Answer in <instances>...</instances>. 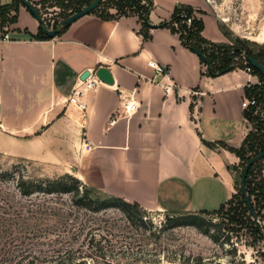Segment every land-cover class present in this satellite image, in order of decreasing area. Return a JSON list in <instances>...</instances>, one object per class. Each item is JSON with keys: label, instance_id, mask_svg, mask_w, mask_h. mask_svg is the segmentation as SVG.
<instances>
[{"label": "crops", "instance_id": "obj_1", "mask_svg": "<svg viewBox=\"0 0 264 264\" xmlns=\"http://www.w3.org/2000/svg\"><path fill=\"white\" fill-rule=\"evenodd\" d=\"M30 1L39 7L42 0ZM153 2L152 25L185 4L202 18L205 39L226 41L207 0ZM39 25L19 4L11 29L0 32V154L71 173L148 211L217 210L232 199L238 188L234 168L242 160L231 148L239 149L256 132L250 113L264 119L262 104L242 106L247 98L257 101L246 92L259 83L249 67L209 76L201 58L170 28H151L144 39L137 15L103 19L89 13L45 40L27 33L36 34ZM152 59L166 67L164 75L155 76L148 66ZM101 66L109 68L113 84L98 78ZM85 70L96 84L85 88L82 110L70 96L86 81ZM130 97L138 109L119 116ZM85 143L92 148L85 150Z\"/></svg>", "mask_w": 264, "mask_h": 264}, {"label": "rangeland", "instance_id": "obj_2", "mask_svg": "<svg viewBox=\"0 0 264 264\" xmlns=\"http://www.w3.org/2000/svg\"><path fill=\"white\" fill-rule=\"evenodd\" d=\"M81 1L65 0L61 5L51 0L37 8L53 29L66 15L74 13ZM103 1L106 7L113 6L110 0ZM207 1L227 38L220 46L207 48L214 64L217 68L226 66L229 52L239 47L242 51L233 52L235 63L250 66L243 49L264 54V0ZM11 6L5 22L0 16L1 33L14 24L11 20L18 5ZM2 11L0 7V14ZM109 12L120 13L116 7H110ZM250 69L258 77L257 85L264 88V76ZM251 95L256 96L259 106L263 103L258 93ZM14 164H20V171L33 178H56L67 173L37 161L0 154L1 169H11ZM263 177V168L258 165L251 175L257 219L241 202L238 190L231 205L206 215L208 220L221 224L218 242L195 226L174 225L171 219L178 216L175 213H139L133 209L130 217L117 206L97 210L77 205L73 194L21 197L12 183H4L0 185L5 192V199H0V264H16L18 254L35 255L36 264H74L75 258L86 254L95 257L97 264H200L198 258H202V264H264V198L258 192ZM234 208H238L237 212ZM237 214L240 222L232 220ZM211 232H217L216 228Z\"/></svg>", "mask_w": 264, "mask_h": 264}, {"label": "trees", "instance_id": "obj_3", "mask_svg": "<svg viewBox=\"0 0 264 264\" xmlns=\"http://www.w3.org/2000/svg\"><path fill=\"white\" fill-rule=\"evenodd\" d=\"M49 1L51 0H42L40 2V6L48 3ZM56 1L57 3L64 5L65 0H56ZM93 1L94 0H82L81 1L82 4L80 3L82 6L78 5V8L75 10V12L82 10V8L89 5ZM110 1L113 6L106 7V2L101 0L99 6L96 7L91 13H97L103 19H117L122 16L137 15L142 21V27L139 30V33L143 35L144 39H148L150 37L151 28H155V27L170 28L172 32L179 34L180 39L182 40V43L186 47L190 48L192 51L195 48L204 54L206 60L202 59L201 57L200 58L202 62L206 65V73L209 76L216 77L236 67L255 68L251 63H250V66H241L240 64L235 63L236 55H234L233 52L235 54H238L240 51H242V49L239 47H234L232 51L229 52V55H228L229 63L226 66L222 68H217V66L213 62L212 54L208 53L207 48L209 46L218 47L220 45H218L219 43H211L203 37L202 31L204 29V22L202 18H198L195 15V10L192 6H188L185 4H178L172 16L170 17V19L164 20L158 25H152L149 20V13L154 7L153 0H143V2L145 3H143L142 0H110ZM13 4L19 5V4H22V2L20 0H15V3ZM13 4L0 5V7H2L3 9L0 16L4 22L6 19V12L12 7L11 5ZM110 7H116L120 13L112 14L111 12H109ZM15 10H16V16L11 20L12 22H15L17 20L18 8H16ZM70 15L71 14L66 15L64 19H66ZM63 20L60 21L59 25L53 28V29L58 30L57 35L62 34L63 31H65L70 26V25L63 24L62 23ZM188 20H190V22H187ZM221 30L223 31L222 28ZM223 32L224 34H226L225 31ZM27 33L31 38L38 39V40H45V39L53 38L46 33L45 26L41 23H40L39 32L37 34H33L30 32H27ZM243 52H244V56L245 55L253 56L262 65H264V54L263 53L253 54L247 51L246 49H243ZM257 71L261 75H263L259 70ZM246 92L247 94L258 93L260 97L264 98V88L261 85H256V86H253L252 88H247ZM261 104L264 106V100H263V103ZM259 109H260V106H259ZM249 117L252 119L256 127V132H251L246 137L243 145L239 149H234V148H231V149L242 160V163L240 166L241 168H237V167L234 168V170H236L237 172L236 174V181L238 184L237 190L242 197L241 202L245 204L246 209L253 216V214L250 211V208L247 206L243 198V195H242L241 179H242L243 171H244V168L247 162L251 158L257 156L258 154L264 151V121L261 119L255 118V116L252 115L251 113L249 114ZM263 159L258 160L256 163H254L250 167L247 177H246V190H247L248 196L251 201H252L251 175L253 173V170L256 167H258V165H260V168L261 167L263 168V163L259 164ZM21 167L22 166L20 164H14L12 168L8 170H3L0 168V185L4 183H12L14 187L16 188V191L21 197H29L35 194H44V195L73 194L74 195L73 197L76 198L75 203L77 205H82L85 207H95L97 210L117 206L120 209H122L124 212H126L127 215L130 217L133 216V213H132L133 209L139 213L141 211H146L136 202H128L124 200L123 198L105 194L93 187L88 186L87 184H85L83 181H81L78 177H76L73 174L66 173L56 178H33L27 175L26 173H24V171H20ZM260 185L261 186L258 192H259V195L264 198V177L262 178V182ZM81 189H82V194H80ZM92 193L95 194L96 196L94 199H93V196L91 195ZM235 198H236V194L232 197V199H230L226 204H223L217 210L204 209V210H201L195 213H187V212L175 213L178 216H174L171 219V222L174 225L195 226L198 229H200L202 232L209 234L210 237L215 242H218L220 241V238H221V234H220L221 224H217V223L212 222V220H208L206 218V215L215 214L217 211L223 209L227 204L231 205L232 201ZM0 199H5V192L4 190H2L1 186H0ZM252 205H253V209L256 214V216H253V218L257 219L258 218V214L256 211L257 205L256 204L254 205L253 201H252ZM237 210L238 208H234V212H237ZM232 220H236L237 222H240L241 216H238L237 214V216L232 217ZM214 228H216L217 232H211ZM225 239L226 241H228L230 237H227ZM198 260H199V263L202 264V258H198ZM16 264H36V256L35 255L29 256V254H26V255L18 254V260ZM74 264H97V260L95 257L90 256L89 254H86L84 256H79L75 258ZM186 264H194V263H186Z\"/></svg>", "mask_w": 264, "mask_h": 264}, {"label": "water", "instance_id": "obj_4", "mask_svg": "<svg viewBox=\"0 0 264 264\" xmlns=\"http://www.w3.org/2000/svg\"><path fill=\"white\" fill-rule=\"evenodd\" d=\"M22 2V4L24 6H26L30 12L37 18V20L43 24L45 26V31L48 35H50L51 37H54L57 35L58 30L57 29H50L46 26V23L43 19V17L41 16L39 10L36 8V6L30 1V0H20ZM101 0H94L93 2H91L89 5L85 6L84 8H82V10L75 12L73 14H71L69 17H67L66 19H64L62 21L63 24L66 25H71L74 21H76L77 19L83 17L84 15H87L89 13H91L96 7L99 6ZM193 51L202 59L206 60L204 54L202 52H200L197 49H193ZM246 60L251 63L257 70H259L263 75H264V65H262L255 57L253 56H246L245 55ZM230 69V68H229ZM228 69V70H229ZM97 76L98 78L107 83V84H113L114 83V78L112 73L110 72L109 68L107 66H101L100 68H98L97 70ZM90 75V71L85 70L82 74H81V79L82 80H86L88 78V76ZM219 76V75H218ZM264 158V151L261 152L260 154H258L257 156L251 158L243 171V175H242V179H241V189H242V195L243 198L247 204V206L250 208L251 213L253 214V216H256L255 211L253 209V205H252V201L250 200L247 190H246V177L248 174V171L250 169V167L256 163L258 160H261Z\"/></svg>", "mask_w": 264, "mask_h": 264}, {"label": "built area", "instance_id": "obj_5", "mask_svg": "<svg viewBox=\"0 0 264 264\" xmlns=\"http://www.w3.org/2000/svg\"><path fill=\"white\" fill-rule=\"evenodd\" d=\"M190 21V20H189ZM5 39H8V35L6 34L4 36ZM148 66L155 72V76L158 75H164L166 73V67L164 65L159 64L156 60L152 59L148 62ZM154 79V78H153ZM96 84V80H90L89 78L86 79V81H82V84L76 85L71 93L70 96V102L75 104L78 108L85 110L87 108V103L84 99V90L85 88H90ZM169 87H166V91L168 90ZM242 106L245 108H250V107H257L258 103L255 99L247 98L245 101L242 102ZM138 104L137 101H135L132 97L128 100L122 101L121 104V110L123 111L124 116H130L136 110L138 109ZM118 115H114L111 118V122H113L115 119H117ZM85 150H89L92 148V145L89 143H85L84 146Z\"/></svg>", "mask_w": 264, "mask_h": 264}]
</instances>
